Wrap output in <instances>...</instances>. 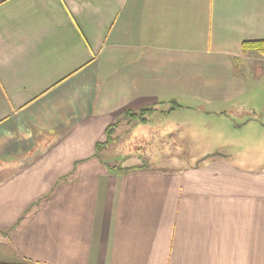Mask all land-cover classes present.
I'll return each instance as SVG.
<instances>
[{
	"label": "crops",
	"instance_id": "1",
	"mask_svg": "<svg viewBox=\"0 0 264 264\" xmlns=\"http://www.w3.org/2000/svg\"><path fill=\"white\" fill-rule=\"evenodd\" d=\"M260 39L264 0H0V264H264V168L214 138Z\"/></svg>",
	"mask_w": 264,
	"mask_h": 264
},
{
	"label": "rangeland",
	"instance_id": "2",
	"mask_svg": "<svg viewBox=\"0 0 264 264\" xmlns=\"http://www.w3.org/2000/svg\"><path fill=\"white\" fill-rule=\"evenodd\" d=\"M246 77L249 78L248 76ZM251 98L255 99L256 101L252 105H249L253 109L256 108V110H258L257 113L247 111L238 116L230 117L232 129L231 132H229L226 136L222 135L218 137L216 136L214 138L217 141H221L225 144L222 152L232 160H235L236 162L245 161L264 168V88H255L254 95ZM248 118H252V120L255 118L256 119L254 122H251L252 120L247 122ZM125 121L126 123L129 122L127 119H125ZM235 126H241L242 128L234 130ZM125 128L126 129L123 131L125 134L121 137L123 143L130 140L131 137L128 138L129 134L130 136L133 135V131H128L127 127ZM132 141V145H136V148L134 147L130 150L133 152H140V154H145L144 149L146 147L143 145L144 142L134 141L133 136ZM122 142H119L118 144L120 146L118 152H122ZM159 142H167L166 137L156 136L155 146L160 145ZM140 145H142L144 149ZM201 146L202 145H200L199 152H185L184 149L186 150L187 147L184 146L181 148V153H184L185 155H191L189 158L191 160L192 158H196L199 155L202 156L203 153L207 152L206 150H203ZM156 148L158 149V147Z\"/></svg>",
	"mask_w": 264,
	"mask_h": 264
},
{
	"label": "trees",
	"instance_id": "3",
	"mask_svg": "<svg viewBox=\"0 0 264 264\" xmlns=\"http://www.w3.org/2000/svg\"><path fill=\"white\" fill-rule=\"evenodd\" d=\"M242 50L244 53L255 52V53H258L264 57V39L244 41L242 43ZM151 110L152 109L147 108V109H142V110H140L138 112H134V113L129 112L126 115L131 117V118H134V119L137 118L140 121H142L143 119H145V115L148 114V112H150ZM118 124H119V122L108 127V129L106 131L107 136H108L107 142L112 141L113 131L117 128ZM100 145L101 144H98L97 147L99 148ZM210 156H213V155H210ZM210 156H208V157H210ZM208 157H205V158H208ZM112 169H115V167L114 168L112 167ZM121 170H123V169H121ZM3 234H7V233H3Z\"/></svg>",
	"mask_w": 264,
	"mask_h": 264
}]
</instances>
